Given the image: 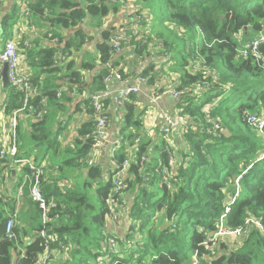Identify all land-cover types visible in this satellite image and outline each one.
<instances>
[{
  "label": "trees",
  "instance_id": "trees-1",
  "mask_svg": "<svg viewBox=\"0 0 264 264\" xmlns=\"http://www.w3.org/2000/svg\"><path fill=\"white\" fill-rule=\"evenodd\" d=\"M128 1H134L144 10L138 9L141 23L149 19L148 14L164 29H169L163 33L160 43L162 51H166L165 58L170 63L174 61L175 66L189 69L180 75L175 88L180 93L177 104L183 110L186 123L181 134L183 145L177 149L165 140L154 148L141 140L135 147L131 141L140 138L144 113L136 110L137 95H131L124 102L121 120L125 126L115 134L122 144H129L115 152V161L121 163L126 147L131 149L124 181L126 189L121 192L118 206L123 205V196L131 198L126 204V231L120 239L131 243L132 249L122 256H113L112 264H193L194 256L197 264H264V235L255 227L231 246L221 243L214 257H209L202 247L204 235L199 232V228L214 232L226 208L229 212L225 222L230 228L241 227L250 218L259 220L264 227V158H261L264 141L246 121L247 116L260 114L263 107L264 43L258 49V57L243 58L239 53L248 42L264 33V0H158L156 16L147 0H123ZM21 3L29 16L41 22L45 30L42 38L57 40L46 47H39L37 39L32 46L29 43L30 47L24 45L25 39L16 43L19 55L32 70L28 75L31 84L39 90V96L31 98V105L37 107L43 100L46 104L40 118L25 112L33 120L29 134L36 149L43 146L48 151L58 143V137L48 128L50 121L45 113L48 105L69 100L61 98L65 96L60 93L61 87L79 93L86 88L89 97L84 107L90 115L91 97L107 89L103 80L109 73L107 62L112 59L108 43L112 29L104 30L103 23L121 5L107 0H22ZM17 8L14 4L11 13L2 19L3 41L12 37L15 20L13 23L7 20L14 18ZM84 28L96 30L101 36V42L95 45L96 59L91 61H88V52L82 57L79 55L85 44L94 39ZM71 30L74 33L68 37L67 32ZM174 32L182 40L180 50L170 41ZM149 44V39L144 37L128 43L139 56L149 54ZM73 53L75 57L65 63L64 58ZM190 63L192 66L197 63V67H191ZM96 69L91 81L84 82L81 72ZM152 69L153 65L147 66L141 76L147 78ZM119 73L124 77L121 70ZM148 83H152V78ZM1 92L4 98L0 110L11 119L21 109L24 94L11 86L2 87ZM109 102V99L104 102L105 109ZM94 125L90 118L77 130L76 148L68 151L73 156L64 161L66 169L86 167L83 159L93 148ZM126 128L132 130L124 138L122 132ZM19 129L16 120L17 160L29 156ZM171 156L174 163L170 162ZM9 159L5 156L0 163L10 164ZM86 170L90 181L85 186L89 189L95 186L91 196L88 191L59 186L57 178L52 183L45 176L41 179L45 199L55 204V212L59 214L47 232L50 261L58 255L59 264H82L85 254L91 256L96 252L97 259L107 253L106 243L111 232L106 229L105 199L111 183L108 179L102 180L100 165ZM21 185L17 183L15 190ZM29 185L28 178L21 197L32 215L25 226L13 227L11 239L5 237V225L13 218L15 199L0 192V264H40L42 259L40 210L30 198Z\"/></svg>",
  "mask_w": 264,
  "mask_h": 264
},
{
  "label": "crops",
  "instance_id": "crops-1",
  "mask_svg": "<svg viewBox=\"0 0 264 264\" xmlns=\"http://www.w3.org/2000/svg\"><path fill=\"white\" fill-rule=\"evenodd\" d=\"M20 2L22 0H19ZM13 0H2L1 4V9H0V38L3 39V34H1V24H2V19L5 18L8 14L11 13L12 11V6H13ZM3 9V10H2ZM25 13V8H23L22 18H25V20H18L15 21V24L13 26L12 34H11V39L14 38V40L19 43L22 39H25L24 41L28 44L30 43L31 46L33 45L34 40L39 41V47H46L51 44H54L53 41H49L48 39L42 38V34L44 33V28L41 24V22L38 20L35 22V19H31V16L25 17L23 14ZM130 11L126 8H119L118 12L115 14H110L103 23V29H112L111 33H114L116 30L117 26L119 24H122L124 22H127L131 19ZM4 20V19H3ZM148 26L143 25L141 28H138V36L140 37H146L149 35V33L154 34L153 30L150 32L147 30V28L151 27L149 21L150 19L147 20ZM9 22V20H7ZM142 24V23H141ZM35 27V30L33 28ZM39 29H37V28ZM81 28H83L81 26ZM86 33L89 35L93 36V41L92 42H87L83 49L79 52V55L82 57L85 53H90V52H95V45L97 43L101 42V36L100 32L96 30H89L87 28H84ZM37 31L36 36L32 35V33H35ZM74 33V30L68 31L67 36H72ZM3 36V37H1ZM145 39V38H144ZM153 44H149L148 46V51L149 54L144 55V56H139L134 52V48L132 45H127L124 47V49L116 56L113 57V65L117 70H121L124 74V77H121V81H113L108 89L111 91L112 95L116 94V91L122 88H125L129 85H133L136 79V74L141 69L144 67L145 69L147 66L153 65V69L150 71V74L158 72V75L156 77V80L162 82L166 87H168V82L174 83L176 85L174 88H176L179 84V75H177L173 70L169 68V75L173 74L170 78H168L165 75H162L163 73H160L158 71V66L160 63H168V60L161 56V53L163 52L162 47L160 44L157 45V47H151ZM67 56V54L65 55ZM73 55L67 56V58H64V62H68L69 60L73 59ZM139 57L140 59H138ZM20 62H21V72H23L26 75H30L32 73V70L27 66V64L24 62V59L21 55H19ZM61 60V58H60ZM139 60L141 62V66L135 65V62ZM147 65V66H146ZM175 66V64H174ZM178 67V66H177ZM98 69L91 71V70H84L81 72L83 81L89 83L91 81L93 74L97 71ZM44 76L41 77V80H43ZM64 81L67 80V78L63 79ZM150 84V85H149ZM158 84L157 81L153 80L152 83H148V79L146 78V83L142 84L140 86V91L137 94V102H136V110L138 112H143L144 115L147 113L149 109V105H153L154 107L157 108L155 111L157 112L159 118L161 116V113H165L163 115H166V113H169V111H172V115L177 111L178 108V100H174L170 95H162L160 96L154 104H151V96L156 92L160 90H164L165 88H159V89H154V87ZM160 84V85H163ZM64 85V84H63ZM62 85V86H63ZM166 89H172V88H166ZM86 88L81 92L75 91V89H72L70 91L69 89L65 88L64 86L61 87L60 93L65 94V96L61 95V98L67 97L69 100L66 99H61L59 100L58 103L56 104H51L48 105L47 110H46V115L49 116V121H50V127L53 135L55 132V135L57 134L58 137V143L54 146L51 147L48 151H45L43 160L41 161L40 164H43L45 166V177L46 181L52 183L57 178V184L59 186H66L69 189H78V185L74 182L71 181L70 179L62 178L64 177V173L67 174L66 177H75L73 171L71 172H65L62 167H65L64 161L68 159L69 152L68 151H74L76 148V139L78 138V133L77 130L79 127L87 122L92 116L88 114L85 110L84 107V101L89 97V94L87 91H85ZM60 93L58 94L57 97H60ZM167 97V99H164V97ZM4 96L2 95V92L0 94V103H2ZM110 100V98H108ZM163 100V101H161ZM172 100L174 101V104H172ZM108 113L110 114L111 121L109 123L108 129H107V136L108 139L106 142L103 144L93 147L88 153V155L83 159V163L86 166L85 168H82L80 170H76L77 174L79 175L78 177H81L83 181H88V174H87V167L86 160L88 158L93 160V165H100L101 168L103 169V178L102 180H107L109 177L110 172H112L115 168V161L111 158V155L109 154V149L111 147L110 141L114 140L115 138H120L118 135L115 133L119 131L120 125L122 123L121 117L123 115V109H118L116 110L114 108V105L112 104V101L110 100L109 105H108ZM162 115V116H163ZM161 116V120H162ZM52 117H56L57 120L55 124L51 121ZM143 118V117H142ZM93 119V118H92ZM33 122L32 118L28 116L25 112H21L17 114V124L19 126V130L21 133L23 131L26 133L31 130V123ZM145 122V121H144ZM150 122V121H149ZM149 124V123H148ZM4 125V126H2ZM162 124H159L156 126V130L162 133ZM10 118H7L5 116H0V130H5L9 131L10 130ZM161 127V128H160ZM178 130H182V128H178L175 131L171 133V136L166 138L165 137V142L170 141L172 147H175L177 149V146H182L183 141H182V133ZM143 133L146 134V129L143 127ZM23 135V134H22ZM140 142L143 138H139ZM23 141V140H22ZM22 141L20 142V146L22 145ZM133 142V141H131ZM150 144L151 148H154L157 145V136L155 135L153 137V142L151 140L148 141ZM129 144V142L124 143L122 145ZM122 147V146H121ZM120 147V148H121ZM118 148V149H120ZM128 146L126 149L128 150ZM117 149V150H118ZM126 150V151H127ZM9 159V157H8ZM10 164H3L0 163V192L4 196L10 197L9 199H15L13 202V209H12V216L11 218L14 221V226H25L26 222L29 221L30 216L32 215V210L28 208V204L22 199V190H23V185L28 181V175L26 170L24 169V166L14 164L11 159H9ZM92 165V166H93ZM112 167V168H110ZM90 181V180H89ZM21 183L22 185L15 190L16 184ZM131 198L127 196L122 197L123 205L119 206L122 207L123 211V219L118 223H116L115 227L113 225L109 224L107 222L106 229L108 232H111L112 229L114 232L122 237L123 234H125L126 231V204L130 202ZM119 212V210H118ZM30 239L27 238L25 241H28ZM66 258V257H64ZM60 257L58 255L55 256V259L50 261L49 264H59Z\"/></svg>",
  "mask_w": 264,
  "mask_h": 264
},
{
  "label": "built area",
  "instance_id": "built-area-1",
  "mask_svg": "<svg viewBox=\"0 0 264 264\" xmlns=\"http://www.w3.org/2000/svg\"><path fill=\"white\" fill-rule=\"evenodd\" d=\"M107 2L110 4L118 3L121 5V8L128 9L132 17L129 21L119 24L114 33H112L108 39V43L112 48L111 55L113 59V57L118 55L132 39L135 38V40H140L142 38L138 36V23H141L142 15L139 13V10L130 2L124 3L123 0H107ZM1 3L2 0H0V5ZM25 15L28 16V12L26 10ZM52 41L53 43H57L56 39ZM16 43L17 42L13 39H9L4 41L2 48H0V72L2 65L5 64L7 67L9 86L17 91L23 92L24 97L21 106L22 111H15L11 116L9 126L10 130H5L6 127L4 130H0V159L8 156L14 164L22 165L27 169L30 182L29 195L32 202L35 203L40 210L41 229L39 231V237L44 240V252L40 264H48L51 259V254L48 249L49 240L47 238V232L50 226L58 220L59 214L55 212V204L52 202H47L41 189V179L45 176V166L36 162L34 158H25L20 160L15 159L18 153L15 132L17 114L28 111L35 118H40L44 114V108L46 104L43 100L37 107H33L31 105V98L39 96V90L31 84L29 76L20 70L21 62ZM262 43H264V33L259 37H256L254 40L248 42L243 49L239 50V53L243 58H248L249 55L258 57V49ZM24 45L30 47L29 43L27 44L25 42ZM112 59L107 62L106 67L109 70V73L103 80V83L107 89L113 81H121V75L114 67ZM144 69V67L139 69L133 85H129L125 88L117 90L115 96H113L112 93L107 89L93 95L91 98V116L95 125L91 134V138L93 139L92 147H97L106 142L108 139L107 129L110 123V118L108 110L105 109L104 102L106 99L110 98L114 108L116 110L121 109L124 105V102L131 95H137L139 93V85L146 83V78L141 76V73ZM162 95H170L174 100L180 99V93L176 89H164L156 91L151 96V104H154L155 101ZM182 113V108H177V111L173 116H162L163 125L161 131L163 135L168 137V135H170L176 129L183 128L185 126L186 119L183 117ZM0 116H3L1 110ZM246 118L248 126L252 128V130H254L264 141V100L260 114L249 115ZM214 129H218V126L214 125ZM133 142L134 146L136 147L140 143V140L139 138H136ZM167 142L171 145L170 141L167 140ZM110 145V155L115 161V152L122 146V141L117 137L110 141ZM130 155L131 149H128L126 151L125 158L121 163L118 164L115 161V168L112 172H110L108 177V180L111 183V191L106 196L105 205L107 208V221L109 224L113 225V227H115L119 220L117 211L118 201L121 199V192L126 189V184L124 181L131 158ZM261 158H264V151ZM169 159L171 163H174V158L170 157ZM86 164L88 166H92L93 160L88 158L86 160ZM238 182L239 178L235 182L237 188ZM230 204H233V201H231ZM228 212L229 208H226L225 213L216 223L214 232L211 233L204 230L203 228H199V232L204 235V242L201 245L209 253V257L215 256L218 246L225 242V240L238 239L246 236L254 227L259 229L264 235V227L261 222L252 218L246 219L241 227L230 228L225 223V218ZM13 227L14 221L9 219L5 225V237L7 239H11L13 237ZM106 244L108 247L107 253L103 256L97 257L95 264H112L113 256H122L127 254L132 249V244L127 242L123 243L120 239V236H118L113 229ZM113 264H116V262ZM193 264H197L196 256H194Z\"/></svg>",
  "mask_w": 264,
  "mask_h": 264
},
{
  "label": "rangeland",
  "instance_id": "rangeland-1",
  "mask_svg": "<svg viewBox=\"0 0 264 264\" xmlns=\"http://www.w3.org/2000/svg\"><path fill=\"white\" fill-rule=\"evenodd\" d=\"M7 0H5V2H6ZM141 1V0H140ZM128 2H130V3H132L137 9H139V7H137L136 5H135V3H134V1H128ZM13 3L18 7L17 8V14L14 16V18L13 19H10L9 20V22L10 23H13L14 22V20L15 21H18V20H25V18H22L21 17V15H22V13H20V12H22V10H23V8L25 7L24 5H21V2L19 1V0H17V1H15V0H13ZM147 3H149L151 6H152V8H153V15L154 16H156L157 15V12H158V0H147ZM2 4V3H1ZM13 4V5H14ZM138 4H140L143 8H144V6H143V4H141V3H138ZM0 7H1V5H0ZM2 8V7H1ZM0 8V9H1ZM3 10V9H2ZM141 12L143 11L144 12V10H142V9H139ZM23 14L25 15V13L23 12ZM29 16V15H28ZM146 16H149V19H150V21H149V23H150V25H151V27H149V28H147V30H153V32H154V34H152V33H149V35L148 36H146V37H144L145 39H149V42H150V45L151 44H153V46H151V47H157V45L158 44H160L161 42H163V33L165 32V31H169V29H164L159 23H158V21H153V16H151V15H146ZM25 17H27L26 15H25ZM31 19H35V22H37L38 21V18H34V16H32L31 17ZM145 21H147V20H144L143 22H142V24H141V26L139 27V28H141L142 26H143V23L145 22ZM144 25H146V26H148V23L146 22V24H144ZM37 28V27H36ZM10 29V27H8V29L7 30H9ZM37 29H39V28H37ZM11 30H13V28L11 29ZM35 30V27L33 28V30L32 31H34ZM159 31V32H158ZM10 32V31H9ZM160 33H162V35H160L161 36V38H158V36H159V34ZM36 34H37V31L35 32V33H32V35H34V36H36ZM169 34V33H168ZM176 34H177V32H174V34L172 35V37H171V39H170V41H173V44H174V47H176V46H178L179 47V50H180V48L182 47L181 45H182V40L181 39H177L176 38ZM2 37V36H1ZM141 37V36H140ZM175 38V39H174ZM166 39H168V38H166ZM13 40H14V38H13ZM15 41V40H14ZM169 41V40H168ZM3 43H4V41L2 40V38H0V48H2V46H3ZM27 47H29V46H27ZM19 54V53H18ZM96 56H97V53L96 52H90L89 53V60L88 61H91L92 59H96ZM161 56H162V58L163 57H166V51H164V52H162L161 53ZM181 56V55H180ZM138 59H140L139 57H137ZM91 59V60H90ZM179 59H180V62H182V57H179ZM141 60V59H140ZM171 60V59H170ZM192 60V59H191ZM77 63H79V60H75ZM264 61V60H263ZM174 61H172L171 60V63L170 62H168V63H160L159 64V66H158V71H160V73H163L162 75H165V76H167L168 78H170L173 74H170L169 75V68L171 69V70H173L177 75H181L185 70H187V71H189V69L188 68H186V69H184V68H182V67H177V66H174ZM191 64V67H193V68H196L197 67V63L196 64H194L193 66H192V63H190ZM135 65H136V67L137 66H141V62L139 61V60H137L136 62H135ZM21 69V68H20ZM157 75H158V72H155V73H152V74H150L147 78L148 79H150V78H152V82H153V80H155V81H157L158 82V84L154 87V89H159V88H172V89H175L174 87L176 86V85H174V83H171V82H168V87H166L162 82H160V81H158V80H156V77H157ZM160 84H163V85H160ZM150 85V84H149ZM1 91H2V87L0 86V94H1ZM196 94V93H195ZM167 97H169L170 98V96H166V97H164L163 98V100L164 99H167ZM163 100H161V101H163ZM172 104H174V101L172 100ZM149 107V109H148V111H147V113L144 115L143 114V126H142V129H141V135L139 136L140 138H143V141L144 142H147V141H149V140H151L152 142H153V137L156 135L157 136V145H161L162 144V142L165 140V135H162L161 133H159L157 130H156V126H158L159 124H162L163 125V120H161V116L163 115V114H165V113H161V116H160V118H159V116H158V114H157V112L155 111V109L157 110V108L156 107H154L153 105H149L148 106ZM166 115H169V116H171L172 115V111L170 110L169 111V113H166ZM56 120H57V118L56 117H52V122L55 124V122H56ZM145 121V122H144ZM150 121V122H149ZM149 123V124H148ZM162 125H161V127H162ZM121 126L123 127V126H125V124H124V121H122V123H121V125H120V128H121ZM143 127L146 129V134H144L143 133ZM160 127V128H161ZM130 128V127H129ZM129 128H126L123 132H122V137H124V138H126L128 135H129V133H130V131L132 130V129H129ZM179 132H180V134L182 133V130H178ZM30 131H28V132H24L23 131V137L25 138V143H26V148H27V152L29 153V156H23V158H21V159H25V158H34L35 160H36V162H38V163H41V161L43 160V157H44V153H45V151H46V148L45 147H43V146H41L40 147V149H36L35 148V142H34V139H33V137H31L30 136ZM171 136V134L170 135H168V137H170ZM135 138H137V137H135ZM27 139H29L31 142H29ZM109 154H110V149H109ZM175 154V153H174ZM73 155L71 154V155H69L68 156V158L69 157H72ZM175 157H177V155L175 154ZM173 158V157H172ZM82 161V160H81ZM64 168V170H65V172L67 171V172H71V171H73V173H74V175H75V177H66L67 176V174L66 173H64V178H68V179H70L71 181H74L77 185H78V189L77 190H81V192H83V191H88V194L91 196V194L92 193H94V188H95V186H93V187H91L90 189H89V187L87 186H85V181H83L82 179H81V177H78L79 175L77 174V171L76 170H80L81 168H79V169H76V168H74V169H66V166L65 167H63ZM110 168H112V167H110ZM87 182V181H86ZM85 188V189H84ZM119 210V212H118V218H119V222L123 219V211L124 210H122V207H119L118 206V208H117V211ZM137 236H139V235H137ZM237 239H229V240H225V245H228V246H231V244H233L235 241H236ZM99 254H103V252H101V253H99ZM96 252H93V254L91 255V256H88V255H84V257H83V263L82 264H95V259H96ZM50 262H48V264H49Z\"/></svg>",
  "mask_w": 264,
  "mask_h": 264
},
{
  "label": "water",
  "instance_id": "water-1",
  "mask_svg": "<svg viewBox=\"0 0 264 264\" xmlns=\"http://www.w3.org/2000/svg\"><path fill=\"white\" fill-rule=\"evenodd\" d=\"M0 78H1V83H2V87L3 89H6L9 87V80L7 78V67L6 65H2V69L0 72ZM246 116H244L245 119Z\"/></svg>",
  "mask_w": 264,
  "mask_h": 264
},
{
  "label": "bare ground",
  "instance_id": "bare-ground-1",
  "mask_svg": "<svg viewBox=\"0 0 264 264\" xmlns=\"http://www.w3.org/2000/svg\"><path fill=\"white\" fill-rule=\"evenodd\" d=\"M141 85H142V84H140L139 87H140ZM107 90H108L109 92H111L109 89H107ZM99 92H100V91H99ZM96 94H97V93H96ZM94 95H95V94H94ZM115 95H116V94H114L113 96H115ZM92 97H93V96H92ZM92 97H91V98H92ZM19 110L22 111V108L19 109ZM175 113H176V112H175ZM175 113H174V114H175ZM171 157H172V156H171ZM256 220H257V219H256ZM258 221H259V220H258ZM244 222H245V221H244ZM225 223H226V222H225ZM261 224H262V223H261Z\"/></svg>",
  "mask_w": 264,
  "mask_h": 264
}]
</instances>
